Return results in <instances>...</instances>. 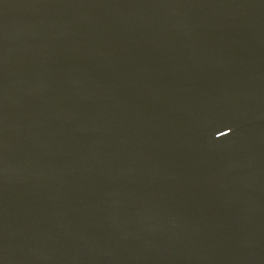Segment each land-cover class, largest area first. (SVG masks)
I'll list each match as a JSON object with an SVG mask.
<instances>
[{
  "label": "water",
  "instance_id": "water-1",
  "mask_svg": "<svg viewBox=\"0 0 264 264\" xmlns=\"http://www.w3.org/2000/svg\"><path fill=\"white\" fill-rule=\"evenodd\" d=\"M0 264H264V0H0Z\"/></svg>",
  "mask_w": 264,
  "mask_h": 264
}]
</instances>
